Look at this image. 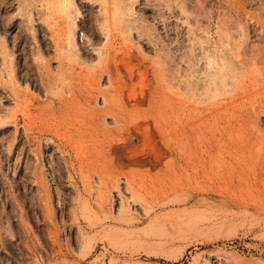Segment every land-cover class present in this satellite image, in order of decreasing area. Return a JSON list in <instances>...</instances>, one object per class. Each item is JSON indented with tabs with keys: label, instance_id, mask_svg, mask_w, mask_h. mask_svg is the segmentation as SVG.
I'll list each match as a JSON object with an SVG mask.
<instances>
[{
	"label": "rangeland",
	"instance_id": "1",
	"mask_svg": "<svg viewBox=\"0 0 264 264\" xmlns=\"http://www.w3.org/2000/svg\"><path fill=\"white\" fill-rule=\"evenodd\" d=\"M105 59L126 105L153 91L173 110L174 135L151 147L105 116L119 170L104 174L80 140L35 131L36 154L22 111L71 78L108 89ZM0 264H264V0H0Z\"/></svg>",
	"mask_w": 264,
	"mask_h": 264
},
{
	"label": "bare ground",
	"instance_id": "2",
	"mask_svg": "<svg viewBox=\"0 0 264 264\" xmlns=\"http://www.w3.org/2000/svg\"><path fill=\"white\" fill-rule=\"evenodd\" d=\"M122 66L127 72L128 77L131 79L134 73V67H133L134 64L126 60L122 64ZM114 70L117 71L118 69L115 66L111 67L107 59H105L101 63V66L98 70L100 74L106 73L107 75V78L109 80V88L106 90H100L99 88H97L95 85V80H92V79L85 80V83L83 84L82 87H77V86L74 87L71 84V82H73L71 78L69 82L66 83V86H67L66 94L60 91L59 93L55 95V97L53 98L54 100H51L50 103L48 102L45 107L43 106L44 107L43 109L41 108V106L39 108L36 105V107L34 108H35V111H37V113L35 112V114L33 113L32 115H28L29 113L25 112L26 110L22 111V113L27 114L26 117L28 119V123H26L25 125V136H26L25 138H28L27 141L30 142L31 140L30 144L32 145L33 144L32 139L34 138H30L29 135L30 133L37 131V132H43V133L48 132V134L50 132L52 134L61 135L62 137L61 141H63V143L58 146L62 148L63 146L65 147L69 146V147L74 148L75 145L77 146L78 143H82L80 147L81 158H82L81 160L86 163L87 167L98 171L99 174H102V173L104 174L107 171L113 172L115 170V166L117 165L116 162L114 163L115 160L113 161L112 158L109 164L108 162H106L107 161L106 158L108 157V155L111 154L109 152V148L111 146L112 139H109L106 137L107 129L105 127H99V123L102 122L105 116L110 115L113 117L115 128L121 125L124 126L128 122H131V125L134 131H136L139 134L140 139L144 143L148 142L147 145L149 144L152 145L151 142H153V134H155L154 133L155 131H157L162 138H171L174 135L173 126L171 124V120H168V119H169V115L173 113V110L170 109L168 111L167 110L168 108H166V106H163L162 105L163 103L161 104L159 102V99L157 98V93L153 91L150 93V97L147 100V104L145 108H140V105L144 101V98L146 95L144 94L143 91L140 92L139 95L138 94L135 95L134 94L135 92L132 93L131 95H129L130 93L127 94L128 95L127 99L129 100V104L126 105L120 97V94H121L120 92L122 91V88L126 85L123 83V80L119 78L120 74L118 72H116V75L113 74ZM48 74L49 72L46 71L43 74V77H41L42 83L45 84L46 89H48L47 85L50 80V79L47 80V77L49 76ZM142 74L144 75L145 73H142ZM130 83H131V80H130ZM64 86L65 85H63V87ZM98 95L102 97V101L104 104V106L101 108H98L96 105L91 106L89 104L92 101V99L96 98ZM34 99L36 101L38 100L36 98ZM27 105H30V103ZM176 113H177V119L182 121L184 117L182 109H177ZM14 119H15L14 121H17L16 117H14ZM178 134H179L180 142H183V139L185 138V135L187 134L185 126L183 124L178 128ZM101 136H104V137L99 139V137ZM78 140H80L81 142L79 141L78 143H76V141ZM117 140L123 141L119 137L117 138ZM126 140L125 142H127ZM52 142L48 143V148H47L48 150L49 148L54 147V144ZM34 143L36 144L37 142H34ZM35 144H33V146ZM39 145L40 144L37 143L36 147L34 148L36 154L40 153ZM153 145H154V142H153ZM153 145L151 147H153ZM134 153H135V150H134ZM158 155L155 154L153 160L154 159L157 160ZM60 156L57 157L56 159L58 158L60 159ZM62 159L63 158H61V160ZM59 161L58 163H56L55 161L54 162L60 165ZM154 163H156V161ZM51 164L52 162L50 163V165ZM52 165L50 167H52ZM54 167H56V165ZM56 170L59 172V174L60 172H62L60 171V169H56ZM118 170L119 169H117L116 167L115 171L118 172ZM40 174L39 175L35 174L34 177L37 182L35 180L34 181L38 183V187L41 188V191H42L41 195H39V201L45 204L50 199L49 194H48L50 192H47L48 191L47 188L49 186L47 187L48 184L46 183L47 180L45 176H42ZM57 177L54 179H57ZM72 183L75 185L76 182L73 181ZM33 199L31 196V200ZM42 203H41V206L44 207ZM29 233H30V230H29ZM53 236H55L54 233H53ZM54 238L56 237H53V239ZM52 241H56V240H52Z\"/></svg>",
	"mask_w": 264,
	"mask_h": 264
}]
</instances>
